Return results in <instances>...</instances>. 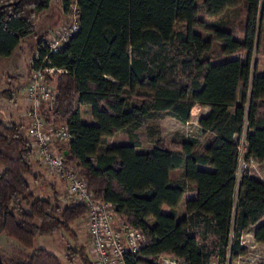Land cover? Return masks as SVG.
<instances>
[{
  "label": "trees",
  "instance_id": "trees-1",
  "mask_svg": "<svg viewBox=\"0 0 264 264\" xmlns=\"http://www.w3.org/2000/svg\"><path fill=\"white\" fill-rule=\"evenodd\" d=\"M61 1L67 13L76 5L80 30L59 52H40L50 66L66 69L46 75L57 90L49 120L72 134L61 151L65 163L95 199L115 205L117 224L146 238L140 260L158 264L170 256L181 264H211L219 252L235 261L247 254L245 233L264 245V181L249 168L238 177L243 140L245 159L264 164V73L256 61L264 0ZM51 2L0 0V58L11 57L35 32V17ZM238 7L244 15L239 25L215 23ZM83 106L94 124L83 121ZM206 106L211 111L199 121L210 134L203 151L196 138L172 148L158 138L150 150H140L134 133L148 119L174 116L188 123L196 107ZM23 129L0 120V234L25 248L64 231L77 238L72 225L88 207L35 194L27 178L34 149ZM124 131L128 144L103 149L107 137ZM176 170L183 172L179 181L172 178ZM189 191L195 196L180 219L176 209ZM202 236H212V245ZM86 248L69 247L67 259L94 264ZM0 256L3 264H64L44 249L9 261Z\"/></svg>",
  "mask_w": 264,
  "mask_h": 264
},
{
  "label": "rangeland",
  "instance_id": "rangeland-1",
  "mask_svg": "<svg viewBox=\"0 0 264 264\" xmlns=\"http://www.w3.org/2000/svg\"><path fill=\"white\" fill-rule=\"evenodd\" d=\"M74 19V10L67 13L64 11L61 0H52L51 7L47 11H44L35 17L36 30L33 34L23 39L22 49L19 50V48L12 58H0V120H3L6 123L21 122L24 126L23 131L26 138H28V127L31 125V120L27 116L29 109L27 89L32 77L30 68L31 61L35 57L38 45L41 41L54 39L57 37L61 29L70 25ZM242 19H244V15L242 14L241 7H238L226 11L222 16L214 21L216 24L221 22L237 26ZM256 61L259 65V71L263 70L264 42L262 50L256 57ZM256 61L255 63H257ZM18 81L23 83L21 87H18ZM51 86L54 90H56L55 81L53 84L51 83ZM20 89L22 90L19 91ZM17 93H19V95H17ZM13 94H16V96L13 97ZM15 98L17 99L16 101L14 100ZM19 104L20 107H18ZM16 112L21 113L22 116L12 120L14 115L17 116ZM200 112L201 111L195 110V114L188 123H183L174 116H167L162 119H148L145 124L134 133L135 139L140 144V150H150L154 146L153 140L158 138L163 139L169 148H172L174 142L182 141L187 138H196L199 141L198 148L201 151L203 146L206 145L208 138L202 134L198 124V115ZM41 114L44 119H46L48 125H52L49 120L51 117V108L48 104L43 105ZM83 118L86 121L91 120L87 108H84ZM130 137L129 131L120 132L114 137H107L103 147L106 148L108 145L112 144L128 143L130 141ZM67 144L68 143L66 142L55 143L54 148L56 151L58 148L62 151ZM240 148L242 162L238 170V175H240L245 169L249 168L253 175L264 181V164L247 161L245 159V152H243L242 146H240ZM31 160L35 165V172L41 173L39 175H43L45 179L37 182L33 176H27L28 181L32 185L33 191L36 195L44 198L56 197L60 200L63 206L70 204V202L67 201L68 198L72 199L73 202H76V199L68 190L65 179L57 175L51 169L42 165L35 150ZM0 170H2V167H0ZM181 174L182 171L178 170L173 173V178L179 181L182 178ZM46 181L54 182V187H51L48 183H46ZM191 194V191H189L187 197ZM185 208L186 198L182 201L181 206L176 209L178 218L181 219L184 217ZM72 229L74 234L77 235V238H75L71 233L65 231L51 236H40L35 240L33 248H25L15 239L8 237L6 234H0V253L5 260L9 261V259L13 257L20 255H25L27 257L41 249H44L62 259L64 264H85L79 258H76L74 262H70L66 256L69 247L77 248V246H85L88 248L87 252L90 259L94 261L90 247V234L87 216H83L74 222ZM202 238L201 242L206 246L212 245L214 241L212 236L206 238L202 236ZM242 245L247 249V254L244 256L239 257L235 261H231L229 257L223 258L219 255V252H215L212 256L211 264H257L258 262H264V245L257 243L251 233H245L242 236ZM168 257L170 256H161L158 258V262L162 261L163 258Z\"/></svg>",
  "mask_w": 264,
  "mask_h": 264
},
{
  "label": "built area",
  "instance_id": "built-area-1",
  "mask_svg": "<svg viewBox=\"0 0 264 264\" xmlns=\"http://www.w3.org/2000/svg\"><path fill=\"white\" fill-rule=\"evenodd\" d=\"M72 10L75 13L73 22L63 27L54 39L41 41L37 53L31 61L32 77L27 89L29 103L27 116L31 120L28 134L41 164L63 177L76 202L88 207L87 223L94 264H145L140 260L142 258L141 249L146 242L144 235L125 224L116 223L115 205L113 203L95 199L79 172L68 166L61 151H56L54 148L55 143H68L72 139L68 126L48 125L41 114L44 104L53 108L57 100V91L47 81L46 75L65 73L66 69L50 66L48 56L42 58L40 52L42 50H48L49 53L59 52L70 38L80 30L75 4L72 5ZM240 146L246 155L245 141ZM240 176L241 174L238 175V177ZM158 264H181V260L168 257L163 258Z\"/></svg>",
  "mask_w": 264,
  "mask_h": 264
},
{
  "label": "crops",
  "instance_id": "crops-1",
  "mask_svg": "<svg viewBox=\"0 0 264 264\" xmlns=\"http://www.w3.org/2000/svg\"><path fill=\"white\" fill-rule=\"evenodd\" d=\"M22 49V43H21V46H20V49L19 50H21ZM17 52V51H16ZM15 54V53H14ZM14 54L11 56V57H9V58H12L13 56H14ZM232 58H241V55H235V56H233ZM258 72L260 73V74H263L264 73V69L263 70H260L259 71V68H258ZM19 82V81H18ZM18 82H17V85H18V87H21V85L23 84V83H21V82H19V84H18ZM22 89H20L19 91H21ZM18 92V91H17ZM17 95H19V93H17ZM16 96V94H13V97H15ZM15 101L17 100L16 98L14 99ZM18 107H20V104L18 105ZM84 108H87V110H88V114H89V116L91 117V120L90 121H86V120H84V118H83V112H84ZM195 110H198V111H201L200 112V114L198 115L199 117H198V124H199V121H200V119L202 118V117H204V116H207L209 113H210V111H211V109H210V107H208V106H206V107H196V109ZM195 110H194V112H193V115L195 114ZM16 114H17V116L16 115H14V117L12 118V120H15L17 117L19 118V117H21L22 115H21V113H17L16 112ZM82 119H83V121L85 122V123H88V124H94L95 122H94V119L92 118V116H91V114H90V107L89 106H83L82 107ZM19 122V121H18ZM20 124H22L21 122H19ZM23 125V124H22ZM199 127H200V129H201V131H202V134L204 135V136H206V137H208L209 138V136H210V134L207 132H205L202 128H201V126L199 125ZM29 128V127H28ZM117 134H119V133H117ZM115 136V135H114ZM114 136H111V137H114ZM30 142H32V140H31V138L29 137V134H28V138H27ZM105 142V141H104ZM244 142V140L242 141V143ZM129 143V142H128ZM128 143H122V144H112V145H108L106 148H109V147H112V146H119V145H126V144H128ZM207 143H208V141H207ZM207 143H206V145H207ZM205 145V146H206ZM104 146V145H103ZM205 146H203V149L201 150V151H203L204 150V148H205ZM106 148H104L103 147V149H106ZM58 150H60L59 148H58ZM61 151V150H60ZM32 165H33V173L31 174V176H33V178L35 179V181H37V182H39L40 180H45L44 179V177H43V175L42 176H40L39 174H41V173H36L35 172V165L32 163ZM176 171H178V170H176ZM176 171H174V172H176ZM174 172H172V178H173V173ZM182 174H183V172H182ZM182 174H181V176H182ZM182 178H183V176H182ZM181 178V179H182ZM174 179V178H173ZM46 183H48L51 187H54V185H55V183L54 182H47L46 181ZM53 189V188H52ZM192 194L189 196V197H187V195H186V200L188 199V198H193L194 196H195V192H191ZM67 201H69L70 203H72L73 201H72V199H70V198H68L67 199ZM182 203V202H181ZM181 203H180V206H181ZM179 206V207H180ZM178 207V208H179Z\"/></svg>",
  "mask_w": 264,
  "mask_h": 264
},
{
  "label": "water",
  "instance_id": "water-1",
  "mask_svg": "<svg viewBox=\"0 0 264 264\" xmlns=\"http://www.w3.org/2000/svg\"><path fill=\"white\" fill-rule=\"evenodd\" d=\"M67 153H68V151H65V154H67ZM0 264H3L1 256H0Z\"/></svg>",
  "mask_w": 264,
  "mask_h": 264
}]
</instances>
